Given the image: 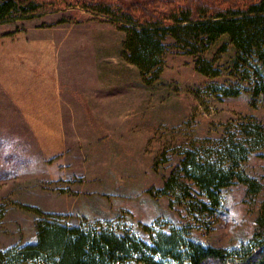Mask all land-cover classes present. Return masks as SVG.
<instances>
[{
    "label": "rangeland",
    "instance_id": "1",
    "mask_svg": "<svg viewBox=\"0 0 264 264\" xmlns=\"http://www.w3.org/2000/svg\"><path fill=\"white\" fill-rule=\"evenodd\" d=\"M52 1L45 0L31 15L13 14L0 23V38L63 30L70 85L79 90L68 96L72 115L63 116L59 131L51 133L29 131V125L17 124L20 117L0 109V203L7 207L0 221V251L36 241L38 218L24 205L69 226L128 233L148 245L157 232L171 230L203 247L233 250L248 244L264 191L254 197L234 181L220 191L214 210L199 212L188 206V197L165 190L186 152L211 148L248 121L264 125V98L253 95L235 70L229 39L222 37L196 55L169 48L158 80L146 83L123 57L124 24L81 7L91 0ZM119 1L133 7L149 2ZM220 1L207 0L215 6ZM197 60L208 61L217 74L199 73ZM222 89L238 95L224 96ZM77 95L92 107L83 103L86 109H81ZM36 119L41 126L50 121ZM242 170L264 182V148L249 155ZM181 181L190 186L192 204L201 200L192 182Z\"/></svg>",
    "mask_w": 264,
    "mask_h": 264
},
{
    "label": "trees",
    "instance_id": "2",
    "mask_svg": "<svg viewBox=\"0 0 264 264\" xmlns=\"http://www.w3.org/2000/svg\"><path fill=\"white\" fill-rule=\"evenodd\" d=\"M200 1L149 0L147 6L133 7L119 0H91L81 7L124 24L123 57L138 68L146 83L158 80L164 66L163 55L169 48L180 47L184 53L196 55L227 37L235 51V70L252 87L253 95L264 98V0H221L218 6ZM45 3L0 0V23L13 14L31 15ZM155 4L158 6L153 7ZM197 61L199 73L217 74L208 61ZM221 91L227 97L238 95L230 89ZM233 131L211 148L186 152L178 170L166 181L165 190L177 198L188 197V206L195 205L199 212L214 210L220 191L234 181L242 183L254 197L264 191V182L250 178L242 170L248 156L264 148V125L251 120ZM181 179L195 185L201 200L191 203L190 186ZM22 207L38 218L37 239L0 251V264H162L167 259L188 264H264V200L249 243L233 250L203 247L175 230L157 232L148 245L128 233L69 226L35 207ZM6 210V205L0 203V221Z\"/></svg>",
    "mask_w": 264,
    "mask_h": 264
},
{
    "label": "crops",
    "instance_id": "3",
    "mask_svg": "<svg viewBox=\"0 0 264 264\" xmlns=\"http://www.w3.org/2000/svg\"><path fill=\"white\" fill-rule=\"evenodd\" d=\"M62 31L37 29L0 38V109L20 117L14 121L29 125L32 132L59 131L61 118L72 115L69 94L79 92L77 85H70L68 39L64 43ZM77 101L92 107L85 96ZM84 104L81 109H86ZM42 117L50 118L48 125H40L36 118Z\"/></svg>",
    "mask_w": 264,
    "mask_h": 264
}]
</instances>
